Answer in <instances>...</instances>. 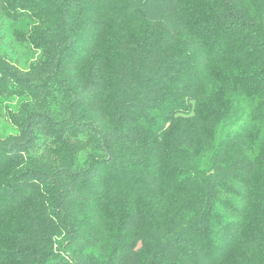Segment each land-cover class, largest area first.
Returning <instances> with one entry per match:
<instances>
[{"label":"clouds","instance_id":"1","mask_svg":"<svg viewBox=\"0 0 264 264\" xmlns=\"http://www.w3.org/2000/svg\"><path fill=\"white\" fill-rule=\"evenodd\" d=\"M56 253L264 264V0H0V264Z\"/></svg>","mask_w":264,"mask_h":264},{"label":"trees","instance_id":"2","mask_svg":"<svg viewBox=\"0 0 264 264\" xmlns=\"http://www.w3.org/2000/svg\"><path fill=\"white\" fill-rule=\"evenodd\" d=\"M61 252H64V249L61 248ZM65 255H67V253H65ZM62 259V257L60 256L59 253H56V260H57V264H59V261ZM69 259H71V257H69Z\"/></svg>","mask_w":264,"mask_h":264}]
</instances>
